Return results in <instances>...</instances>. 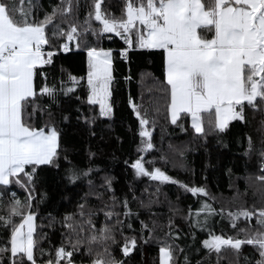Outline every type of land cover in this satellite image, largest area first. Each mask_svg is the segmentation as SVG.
Returning <instances> with one entry per match:
<instances>
[{
  "label": "snow or ice",
  "instance_id": "6c2138e0",
  "mask_svg": "<svg viewBox=\"0 0 264 264\" xmlns=\"http://www.w3.org/2000/svg\"><path fill=\"white\" fill-rule=\"evenodd\" d=\"M114 38L123 42L118 53L124 61L135 50L161 57L158 89L168 98L170 123L182 132L179 121L187 117L197 137L211 134L227 147L231 122L245 123L246 109L264 113V0H120L118 16L105 0H0V228L5 230L0 264H37V251L41 264H128L135 251L143 255L153 242L158 264H220L225 251L231 253L229 264H264V207L216 208L217 198L205 186L155 166L157 159L169 162L164 154L145 160L143 154L155 148V120L132 97L128 106L138 121L133 131L140 155L130 168L135 178L157 182L155 190L138 198L129 185L128 193L118 196L113 177L93 166L97 152L91 149L87 166L74 162L76 146L62 141L58 125L75 115L81 136L91 140L101 122L114 119L113 49L98 46ZM73 51L86 54V74L61 68L57 76V57ZM62 98L76 102L74 113L62 107ZM253 151L261 173L256 179L264 184V144L255 149L248 137L243 155L250 159ZM45 168L62 170L65 184L83 191L72 211L48 215L46 226L59 233L58 245L47 233H37L33 210ZM166 183L197 197V206L185 212L177 196L175 203L167 201L170 215L161 223L153 207L160 203L159 185ZM14 188L26 193L23 201ZM215 216L227 219L236 234L212 232L209 221ZM241 220L249 223L239 227ZM197 228L209 233L199 246ZM38 240H49V248ZM243 246L252 251L245 254Z\"/></svg>",
  "mask_w": 264,
  "mask_h": 264
},
{
  "label": "trees",
  "instance_id": "16d2710c",
  "mask_svg": "<svg viewBox=\"0 0 264 264\" xmlns=\"http://www.w3.org/2000/svg\"><path fill=\"white\" fill-rule=\"evenodd\" d=\"M45 4L48 0H43ZM108 10L114 15H120V0H105ZM95 23V22H94ZM105 49H113V95L116 100L115 115L112 121H103L96 129L97 138L89 140L86 136H81L76 125L75 115L72 121L67 124H59L62 129V141L65 144H75L78 154L74 155V162L81 166L88 165L87 153L89 149L97 152L94 157V167H99L104 171L100 175L107 174L113 177V187L118 196L128 193L129 185L134 187L135 195L147 198L155 190L157 182L148 178H135L130 163L137 157V146L139 137L134 134L133 129L138 128V121L128 106V99L132 97L137 105L147 109L149 120H155L152 142L155 148L148 153H144L145 160L159 157L164 154L169 162L165 163L157 159L156 167L172 177L178 178L189 184L203 185L217 199L213 202L216 208L224 207L232 209L239 206L264 207V184L256 179L260 175L259 158L256 151H253L251 158L243 155L248 146V137L252 138L255 149H259L264 144V113L246 109V122H231L228 134L224 136L227 147H222L216 143L215 136L209 134L200 138L191 129L189 119L181 117L179 123L184 125L185 131H181L176 125H172L168 118L167 104L168 98L158 89V83L163 79L162 61L158 54L149 55L144 50L129 52L128 61L119 57L118 50L123 46L119 38L112 40L103 39L99 45ZM64 69L74 75L83 76L87 71L86 54L78 51L62 53L57 57V76L59 70ZM125 77H129L125 80ZM51 80V77H49ZM39 82V81H37ZM62 107L71 109L74 113L76 102L62 98ZM57 112L59 119L60 111ZM104 136L101 143L99 136ZM172 145L176 151L169 149ZM183 152V156L179 152ZM129 161V164H125ZM183 163L185 167L179 165ZM151 167V165H146ZM62 170L55 168H45L41 172V182L37 188V194L33 203V210L38 213L36 219L37 233H47L52 244L58 245L61 241L59 233H53L46 225L48 215H62L64 212L72 211L74 203L78 199V194L83 195V191L71 188L66 185L61 178ZM99 182V177H97ZM159 204L154 205L157 219L161 223H166L170 215L167 201L176 202L180 197L179 205L185 212L188 206H197V197L185 194L176 185L166 183L159 185ZM147 188L148 191L143 190ZM20 200H24L26 193L20 188L13 189ZM44 198L41 200L40 196ZM7 199V198H6ZM135 207V205H133ZM4 214V209H0V215ZM103 215L99 217L102 223ZM177 223H182L177 220ZM249 222L243 220L238 222L239 227H245ZM250 223L255 224V218ZM100 224H97L99 227ZM185 231H189L186 224H182ZM209 229L217 235H235V230L231 227L227 219L221 216L212 217L209 221ZM196 246L199 241L207 238L208 232L196 230ZM5 230L0 228V242L3 241ZM162 235V232H158ZM49 240H38L39 246L47 250ZM193 244L191 239L188 240ZM181 243V247H183ZM203 251V250H202ZM245 254H249L250 246H243ZM199 258V257H197ZM231 253L225 251L224 259L220 264H229ZM43 258L37 251V264H41ZM215 261V255L212 257ZM128 264H158V245L153 242L145 245L143 255L135 251Z\"/></svg>",
  "mask_w": 264,
  "mask_h": 264
},
{
  "label": "rangeland",
  "instance_id": "374dc122",
  "mask_svg": "<svg viewBox=\"0 0 264 264\" xmlns=\"http://www.w3.org/2000/svg\"><path fill=\"white\" fill-rule=\"evenodd\" d=\"M189 123H190V119H189Z\"/></svg>",
  "mask_w": 264,
  "mask_h": 264
}]
</instances>
